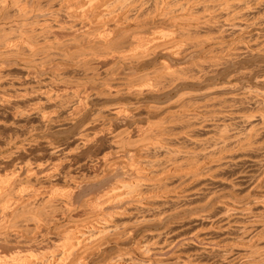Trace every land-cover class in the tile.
I'll use <instances>...</instances> for the list:
<instances>
[{"label": "bare ground", "instance_id": "bare-ground-1", "mask_svg": "<svg viewBox=\"0 0 264 264\" xmlns=\"http://www.w3.org/2000/svg\"><path fill=\"white\" fill-rule=\"evenodd\" d=\"M22 1H24V0H0V86H4L5 84L7 85V83H8L5 80L7 79L8 75L10 74V72H8L10 69H8V71H7L6 70L7 68L5 69V65L7 66L6 63H8L12 60H16V62L17 61L21 62V64L25 67V70H23V71H25L24 73H26L25 76H27V79H29L27 82V79L25 78L27 85H25L24 89H23L24 93H26L28 97L25 96L26 94H24L23 91H22V94L25 96L24 100L26 101L25 102L26 104H27V100H29L31 102L29 104L30 107H28L29 109H27V110L25 109V110H21V112H19V110L21 108L20 107L19 110L17 111V113L19 112L22 115L24 114V116H26V118H27L26 120H28V122L31 121V123H33V121H35L34 119H36L37 122H39V123L41 122L43 125L46 124L47 122H55L56 120H58L60 118V115H61L60 112H63V111H65L64 113H66V111L69 110L70 112H73V114H78L79 112H81L84 105L91 104V103H87L88 100H90V101L93 100V99L91 100L90 96L94 90L92 91V93L87 91L90 87L91 88H97V90L99 92V93L98 92L97 93L101 97L106 98V99H103L104 101L106 100V104L103 108L99 109L98 111H95L96 114H94V113L91 114V115H94V118L91 122L90 121H88L89 123L87 122V125L85 126L84 129L82 128L81 122H80L79 126H81L82 129L78 133L77 141L74 139L75 142H77V144H75L73 147H70L71 144L68 141L67 142L69 143L68 144L69 146H67V144H66V146H65L66 148H63V145L65 143L63 145H61V143L59 144V142H58V144L56 143V141H55L56 144L54 142H52L51 139H49L50 136L52 138V134L51 135L49 134L50 135L49 137L44 135L46 133H44L42 131L44 130L45 126H43L42 124H38L36 122L37 124L33 123L31 126L29 124H27L31 128L30 132L33 133L32 135L35 134L34 135L35 137L32 136L33 138L31 137L32 139L29 140L28 142L18 143V146H15L14 151L9 152L8 154L6 153L5 155H0V248H3V246L6 245V244L5 245L3 244V246H2L1 244L3 242H8L13 237H15L16 239H19L20 241L22 240V242L24 241L28 244V246L26 247V248L29 247L28 251H26V249L23 250L22 247L17 246V249L21 248L20 250H22L23 252L21 251L22 253H19L16 256L13 255L14 257L10 256L11 257V259L9 258L11 261L10 264H91V263L95 264L94 261L98 258L102 259L101 263H99V264H164V263L160 262L161 260H159V258H161V257L155 258V257H153V254L157 250L170 249L174 245V243L171 242L168 246H166L167 248L166 247H164V248L160 247L161 249H156L154 244H156L159 241L158 240L159 237L157 234H156V236L155 235L149 236V234L147 235L145 233V234L141 235V237L139 236L138 238H136L137 235H131V233L136 232V231L132 232L133 227H130V226L132 225L134 227H137L139 224L137 225L134 223H138L142 220L147 219L146 218L147 214H145L144 211L148 212V214L151 213L154 216L158 215L159 217H161V215H165L166 213H168V210H166L167 212H165L164 210L160 209V207H159V206H161V203L158 202L159 201L158 198L160 197L159 195H161V194L165 195V198H163V200L161 199L164 203H167V202L177 203V205L174 206V208L173 207L170 208L172 210L169 209V211H170L169 213H171V212L174 213L175 211H179L181 209L190 208L189 205H191L190 203L192 201L190 203H188L185 201L183 202V200H185L187 197H190L191 194H193V196H194V194L196 195L198 193H201L203 190L200 187L197 190L195 189L196 192H193L192 189H193L194 185L191 186L192 184H190L189 186H182V187H181V185H183L187 181H189V183H192L194 181L196 182V180H197V182H198V178L201 177V179H202V177H204L205 172H207V171H205V168L208 169L209 166L214 165L213 167H215V166L218 167V170L225 168L226 165H228V162L230 161V160L228 161L229 154H226V153L231 148H236L237 150L239 148V150L241 149V150H243V152H245V150H247V152H248L249 149H251V151H253L252 149H254L256 151L257 148L262 150V147L264 146V145L263 146L261 145L262 144L261 139L264 140V138L260 139V137L258 136L259 134L261 135L260 132H263L262 130H264V89L263 88H262L263 89L262 91H258V89L256 87L255 88L257 90L255 88H253L255 90H253V89L251 90L252 87H251V85L248 84L250 86V89H248V91L246 92L247 95L245 96V94H244L245 92H244V90H242L245 87V85H243V88H241V90L243 91L245 98H243L244 96L242 97L240 95L242 93L239 94L240 91L238 92V94L240 96H238V97L236 96L237 98L236 97L233 98L237 92L234 94V93H232L234 91H232V92L230 91L231 94L233 95L232 102L229 101L228 98H230V97H228V96H226V97H228L227 98L228 100H226V98H224V97H223L224 99L223 98H217L218 95L216 96V95L212 94V92H214V91L211 92V89L216 90L217 86H215V87L212 86L214 88H211V89L207 88L211 92V93L208 92L209 94H207L206 88H205L206 89L205 94L198 92V93L202 94L200 96H203V97L196 96V97H200V98H196L195 95H194L195 98L192 97L193 94H191V93H190L191 95L189 94V88H186V90L182 91L186 86L189 85V83L192 84L191 82H195V81L200 80L199 83H197V85H202L203 80L205 78V75L200 74V72H204L203 71L204 68H206V70H207L208 67L211 68V67L218 66L219 64L222 63V60L224 59V57H225V59L226 58L229 59V58L235 56V54H236L237 50L240 48V46L247 44L246 42H248V40H247L246 36H245V38L243 37V38L238 39V41H236V43H234L233 46L231 45L232 46V48H230L231 51L226 52V53L224 52L225 54L223 55L224 56L223 58L213 57L212 56L213 54L214 55L217 54V53L216 54L214 53V50L217 47H212V48L208 49L207 53L204 52L206 54H203V58L197 59V60H194V58H193V61H190V62L184 61L185 63H182V64L178 63L180 65H177V66L175 65L176 62L175 63L173 62L174 64L173 63L172 64L174 66H172V64L170 63L171 61L169 59L172 56V57H177V59L180 58L181 60H183L186 56L188 57V55H189V53H188V55H186L187 53L185 54V52H191L190 51L191 49L193 52L194 51L193 49H196V48L199 49V47L202 48L207 42L213 43L216 39H218L216 41H219V39H221V38H219V37H221L220 35H219V37L216 36L217 35L216 31H218L221 27H219L218 30L214 31L216 34L215 36L213 35L211 37H208L210 34L213 33V32L210 33L211 30H209L210 32H205L209 29V28L207 29V26L209 27L211 22H212L211 17L216 16L218 13L214 15V13L211 12V13H207L205 15L199 16V17L198 16L194 17V16H196L195 14L199 12L198 9L200 6H204L207 9H213V11H214V9H218V10L220 9V10H223L221 12L225 11L226 14H229L230 9L233 8L232 11H234L236 9V7H238V8L242 7L243 5H245L247 3V1H248V3L250 1V3H251L253 0H217V1L215 0L214 2H213V0L212 1L211 0H188V1L185 0L186 2L185 3L182 2L184 4L183 5L181 4L179 9L182 12L186 11V14H184L182 16L177 15L176 17L173 16L172 14H174V13L177 14L178 13L177 11H179V9H178L177 4H176L177 8L174 7V5H173V7L176 10L173 9L172 4L179 3L178 0H175V2H173L174 0L173 1L172 0H152L153 1L152 4H148V3H151L152 1L148 2V0L147 1L145 0L147 3H145L144 5L141 4L142 7H140V9H139V10H141L140 11L141 13L140 12H139L140 14L136 13L138 15L132 14V12L133 11L135 12L136 9L134 10V8L132 7V5H134L133 3L131 6H129L130 3H125V1H127V0H75V1L71 0L72 2H74L73 4L71 2V5L69 4V2H70L69 0H67L66 4L62 3L61 0H47L46 6H42L40 4L38 5V3H35L33 1L31 2V5H29L30 2L27 3L28 0H26L25 3L21 4ZM34 1H36V0H34ZM43 1H45V0H43ZM137 1H135V2H137ZM139 1H141V0H139ZM139 1L137 2V4L139 3ZM254 1H256V0H254ZM123 2L125 3V5ZM127 2H130V0H128ZM191 2H199V3L193 5V4H191ZM40 3H41V1H40ZM140 3L138 4V7L140 6ZM126 4H128V5H126ZM63 5L66 7L65 10H67V13H68L67 15H69L71 17L82 16V17H85L84 20L81 21L80 23H75L72 25H70L68 23L69 26H67L66 25L67 23H66L64 26V24L62 23L63 20L60 19V13H61L60 12V6H63ZM146 5H148L149 7H147ZM44 7H47V8L44 9ZM243 7H245V6H243ZM207 9L205 11H207ZM47 10L51 12V16H50V14H48L49 17H48V15H46ZM63 10H64V7H63ZM34 13H37L36 18L29 19L31 17V15ZM64 13L62 15H64ZM204 13H206V12H204ZM219 13H220V11H219ZM225 13L223 15H225ZM132 15L134 16L133 18L131 17ZM179 15H181V14H179ZM218 15H220V14H218ZM241 15L242 14L240 13V17H241ZM34 16L35 15H33V17ZM69 16H68V18H69ZM234 17L235 16H233V18ZM70 18H69V20H70ZM238 18H239V16H238ZM60 20H61V23L63 25L60 23ZM66 20H67V18H66ZM69 20H67V21H69ZM71 20H73V18ZM132 20L134 21V23H132ZM88 21L89 22L101 21L100 23H102V22L103 23L102 24L98 23L96 25L94 24L95 26H93L91 24L93 27L86 29L85 23ZM107 21H113V27H110L111 23L109 24ZM185 21H187V23L184 24ZM217 21L215 20V22H217ZM166 23L170 24V26L171 25L174 26L173 29H171V30H168V28L166 29ZM131 24H135L136 26H138L140 28L144 27L145 29H146V27H148L149 29L153 27V29H157V30L153 31V29H150L151 32L152 31L153 32L152 33L148 32L150 34L148 35L147 38H146L147 33L145 35L144 34L145 32L144 33L142 32V34H144V36L146 38V39H144L143 42H140V40H141L140 38L143 35L140 34L141 37H139V36L134 35L132 33L135 36L136 40L138 37H139L138 40L139 39L140 40L139 41L134 40L136 43H134V41L133 42L131 41L132 43H134V45H132V46L130 44L129 45H127V44L121 45V43H122L121 41H124L125 37L126 36L128 37V34H130V32H129L130 29L132 30V28H130ZM212 25L210 28H213ZM133 27H134V25H133ZM200 27H206L205 31H203L204 28L202 30V33L204 32L203 36L201 35L202 34L201 32H200L201 34L198 35L199 32H197V31H199L198 29H201ZM192 28H194V29H192ZM196 28H198V29L195 30ZM193 30L195 32H197V34L194 32V34H196L195 36L199 37L201 35V37H203V38H201V39L198 38V41H195L196 42L195 44H194V42L192 43L191 41H187V40H186L187 43L188 42L189 43L188 44L184 43L185 42V39H184L185 36L183 38L184 39V41H183L181 39V35L182 36H183V34L185 35V33L186 32L188 33V31L191 34V31L193 32ZM137 31H138V33L140 32L139 30H137ZM220 31L221 30L218 31V34ZM187 33H186V35H187ZM205 33H210V34L209 35L206 34L208 36L204 37ZM194 34L192 36L193 39L195 37ZM188 35H189V33H188ZM190 36H189V38H190ZM192 37H191V39H192ZM257 37H258V35H257ZM257 37L255 36V38H257ZM189 38L187 37V39H189ZM261 38H262V36H261ZM261 38L259 37L258 39H261ZM195 40H196V37H195ZM125 42H126V40H125ZM128 42L129 41H127V43ZM256 42H258V41L256 40L254 42L257 45ZM260 42L262 43L264 41H260ZM260 42H258V43H260ZM118 43L121 46H119ZM125 46H128L129 49L126 50ZM129 46H131V47H129ZM244 46H246V45H244ZM220 47L221 48H218L219 50L223 49L222 46H220ZM227 47H228V44H227ZM224 48H225V46H224ZM225 50H227V48ZM162 51H164L167 56L164 57V54L163 55L159 54V55H160V57L163 56V57H161V59L164 58L165 60L163 59L164 61H162L158 67L155 65L156 67L154 69L151 68L152 70L146 69L147 71L141 70V72H137V73L131 71L134 74H131L129 72L130 75H121L123 73V71H121V69H119L122 73L118 76H116V73H118L120 71L118 70V72H117V70H115V68L118 69L119 65H118V67H115V68L109 70L108 65H109L111 60H113V62L115 60H118L120 62L122 61L124 63L129 62L131 64V62H132L131 59H134V57L138 58V62L134 60L135 64L134 63H132V64L137 69L141 68V66H143L144 63L142 64V62H141L140 63L141 65H140L139 64L140 59H143L144 57L146 58V57H148V55H150V56H152L153 54L156 55V53L158 54V52H162ZM216 51H217V49H216ZM221 51H220V53L222 54ZM261 51L264 52V46L261 47ZM127 52H128V54H127ZM220 53H218V54H220ZM192 55H194V54H192ZM199 56H201V55H199ZM237 57H238V55H237ZM148 58L146 59V61L148 60ZM149 59H151V58H149ZM153 59L154 58H152V60ZM177 59H175V60H177ZM188 60H191V59H188ZM150 61H148V63ZM186 61H187V59H186ZM181 62H183V61H181ZM136 63H138V64H136ZM148 63L145 62L146 65ZM152 63H153V61H152ZM234 63H236V61ZM117 64H119V63H117ZM122 64L123 63H121L120 66ZM9 65H12V62L10 64L8 63V66ZM127 65H129V64H127ZM15 66H16V64H15ZM231 66H233V65H231ZM121 68H122V66H121ZM127 68H129V67H127ZM210 68H208V69H210ZM5 72H8V74L7 73L5 74ZM69 72L72 73L74 77L69 78V79L68 78L66 79V77H65V79H62L64 81L65 80L69 81L68 82L69 84L68 85L66 84L65 87L61 86V87H64L63 88L64 90L62 89L63 92H60L61 91L60 90L61 89L60 84H62V83H60V84H58V82L56 83L55 79H58V77H60V76L62 77L63 75L67 76V73H69ZM221 72H223V71H221ZM11 73H12V71H11ZM13 73H15V72H13ZM210 74H211V72H210ZM11 75L12 74H10V76ZM214 75H216V74H214ZM228 75H230V74L228 73ZM18 76H20V75H18ZM18 76H17V79H18ZM211 76H213V75H211ZM11 77H13V76H11ZM215 77L216 76H214V78ZM14 78H15V76H14ZM14 78L8 77V81H12L9 79H14ZM97 79H100L99 82L97 81ZM206 79H207V77L205 78V80ZM252 79H254V78H252ZM15 80H16V78H15ZM22 80H21V82H22ZM60 81H61V79H60ZM21 82L18 81L17 84H20ZM11 83L14 85V81ZM234 83H236V82H234ZM244 83H246V82H244ZM10 84H8V85H10ZM15 84H16V82H15ZM179 85L180 86L186 85V86L180 90L179 88H177ZM195 85H196V83H195ZM221 86H224L226 88L229 87L228 84L220 85V87ZM237 86L240 89V86L238 83H237ZM247 86L244 88L245 91L247 89ZM249 86H248V88H249ZM168 87H169V90H167L168 91L167 92L166 89H168ZM170 87H171V90H170ZM208 87H209V85H208ZM233 87H236V86L233 85ZM238 87H237V89H238ZM3 88H5V87H3ZM3 88H1V89H3ZM14 88H15V86H14ZM19 88L21 89L22 87H19ZM164 88H166L164 91L166 93L163 92L164 94H161V96L166 95V98L167 97L169 98L168 100H166L167 101V102H165L166 104L161 103V102L160 103L155 102V101H158L159 99L155 100L154 103H156V104L154 105L153 102H152L153 104L150 103V105H149L150 107H148L147 111L150 112L151 109H154L153 111H157L158 108H163L164 113L169 112L171 114H169L165 118L167 120H158L149 126L147 125L148 129H146L144 132H142L141 135H137L138 137L136 136V139H134V137H133L131 140V137H130L131 134L129 133V135H127V133H126L128 128L127 127H126V129H125V127L122 128V125L125 124L124 122L126 121V117H128L129 112L132 111L131 107L133 106L132 104L135 102H132V104L129 102L127 103L124 101V99L130 98V97H134V98L141 97V98H143L146 96L145 94H148V93H151L150 96H153L152 93L154 90H155V92H156V90H162L163 91ZM176 88L183 93L182 94L180 93L181 95L175 94L177 97H176V99L172 100V97L174 96V95H172V93L175 91ZM9 89H8V91H9ZM231 89L232 88L230 87L229 90H231ZM234 89H236V88H234ZM14 90H13V92H14ZM16 90H15V92H16ZM21 90H19V92ZM187 90H188V92H187ZM222 90L219 92H222ZM4 91H5V89H4ZM10 91L12 92V89ZM180 91H177V92H180ZM194 91H197V90H194ZM225 91H227V90H225ZM1 92L2 91L0 90V93ZM15 92L13 93L14 97L16 96ZM19 92L17 90V93H19ZM3 93L0 96H2L4 98ZM85 93H91V94H85ZM228 93L229 92H227V94ZM22 94H20V96H23ZM155 94H156V97L160 96V95H157L158 94L157 92ZM177 94H179V93H177ZM6 95L7 94H5V97H7ZM8 95L12 96L9 92H8ZM228 95H230V94H228ZM148 96H149V94H148ZM2 97H0V99ZM94 97L95 96H93L92 98H94ZM26 98H29V99L26 100ZM134 98H132V100ZM8 99H9V97L6 100H8ZM19 99L22 100L23 98L22 99L18 98V100ZM148 99H149V97H147L146 101ZM6 100H3L2 102L6 101ZM24 100H23V103H24ZM8 101H10V100H8ZM15 101H16V99H15ZM29 101H28V103H29ZM164 101H165V99L162 100V102H164ZM6 102H4L3 104H5ZM10 102H8V105ZM17 102L19 103L20 101H17ZM17 102H15V104ZM252 102L254 103L255 106H257V107L254 106V109L253 108L250 109V107H249V105L250 106L253 105ZM157 103H159V105L163 104L166 106H163V105L159 106L158 105L159 107H157ZM249 103H251V104H249ZM141 104H143V103H141ZM244 104H249L248 108L245 105L249 113H246L247 110L244 106V108L246 110V112H245L246 114H244V113H243L244 115H240V114L238 115L237 114V116L243 118L242 121L245 122V123H243V124H245V128H243V126H241L242 129L241 128L237 129L238 125L236 126L237 127L236 128L234 126V124H231L232 122L231 123L229 122V123L231 125H233V127L231 125H229L228 123H224V122L221 123L220 122L221 119H223L224 116H226V115L228 117V115H230V114L240 113L239 110H242V109H238V108H240V106L244 105ZM18 105H17V108H18ZM171 105H173L174 107L173 106L169 107ZM0 106H3V105H0ZM10 107H11V105H10ZM24 107H25V105H24ZM85 107L86 106H84V108ZM133 107H135V106H133ZM13 108H15V107H13ZM25 108H27V106ZM80 108H82V109H80ZM191 110H195L196 113H189V111H191ZM69 111H68V113H70ZM145 112H146V110H145ZM145 112H144V114H146ZM64 113H62V114H64ZM135 113H137V112L135 111ZM137 114H139V113H137ZM130 115H131V113H130ZM88 116H90V114ZM133 116H135V115H133ZM20 117H21V115H20ZM64 117H65V115H64ZM136 118H134V119H136ZM130 119H131V117H130ZM78 120L80 121V119H78ZM123 120H125V121H123ZM179 120H183L186 122L185 123L183 122V124L180 125L181 127H178V126L176 127V123L178 122V124H179ZM253 120H256V121H253ZM139 122L140 121H138L137 123H139ZM25 123H26V121H25ZM76 123H78V122H76ZM15 124L16 123H14V125ZM143 124H145V122H143ZM7 125H9V124H7ZM24 125H26V124H24ZM36 125H39L38 126L39 128ZM40 125H41V127H40ZM51 125H53V124H51ZM42 126H43V128H42ZM205 126H211L212 128L213 127L214 128H213V130H212V128L209 129V130H212V132H210V134H207L208 136H206L204 139L197 138L196 141L194 139H192L194 141L193 142L191 140V142H193V145H192V143L191 144L189 143L188 144L189 146L187 145L188 147L185 145L178 146V147H174V146L170 147L169 146L170 142L166 143L170 139V138L167 139L165 136L166 135L165 133H167V132H170L171 134L176 135L181 131H184V132L186 131L189 134V137L191 138L192 131L196 130L197 128L201 129L202 127H205ZM29 127H27L26 129H28ZM25 128H23V129H25ZM50 128H51V126H50ZM207 128H209V127H207ZM29 129H28V131H29ZM154 130H157V132H159V135H157L156 140H155V138L151 137L152 133L155 132ZM47 131H49V130H47ZM138 131H139V129H138ZM141 131H143V130H141ZM141 131H139V132H141ZM20 132H21V130H20ZM25 132H26V130H25ZM129 132H130V130H129ZM15 133L17 136H21V133L19 135L17 132H15ZM31 133H30V135H31ZM48 133H51V132L49 131ZM161 133H162V135H161ZM170 133H168V134H170ZM181 133H183V132H181ZM132 134L135 135L138 133L133 132ZM24 135H23V137H26ZM133 135H131V136H133ZM201 135H202V133H201ZM263 135H264V133H263ZM167 136H169V135H167ZM182 136H180V139L182 138ZM71 137H69V138H71ZM177 137L179 138V136H177ZM257 137L261 141H259L257 139ZM178 138L172 137L173 140L174 139L178 140ZM201 138H203V137H201ZM10 139H12V138H10ZM184 139L186 140V138H184ZM13 140L14 139L9 140V141L13 142ZM103 140H105V141L102 142V145L104 146L103 143L106 144V142H107L108 145L106 144V149H107V147H109V150H111L109 155H106L102 158L93 157V156L91 157L94 160L96 158L99 159L100 164H101V162H105V165L103 164L104 167H102L103 170H101L100 173L98 172L96 175H94L92 173L94 176L89 175L91 177L88 176L89 178H85L86 174L84 176L83 172H81L82 176H80V175L79 176L84 177V178H79V176H78V178L74 177L71 175V174H73V173H71L72 171L71 172L68 171V170H71V168L73 167V166H71V163H72L71 162L69 165L71 168L67 167L69 169L66 172L67 175H68V173H71V174H69L70 176L65 177L63 175V174H65V172L64 173L61 172V173H63L62 175L64 176L62 178H65V179H62V180H64V182H63L64 186L62 184L63 187L60 188V184L58 186L57 185L58 182L56 183L55 181H53L54 179L56 180V178H60V176H61L60 175L61 174L60 168L62 169V167L65 166L64 162H66L68 160L69 161L73 160L75 158V156L77 158V156L79 155L78 154L79 152H81V153L86 152V151L89 152V150L91 148H94V147L96 148V145L98 143H101L100 141H103ZM182 141H183V139H182ZM182 141L180 140L181 143H182ZM70 142H71V140H70ZM259 142H261V143H259ZM8 143H9L8 145H10V142H8ZM263 143H264V141H263ZM173 144H175V143H173ZM178 144H179V142H178ZM190 145H192V146L190 147ZM176 146H177V144H176ZM3 147H6V146L4 145ZM60 147L63 149H60ZM99 147L100 146H98L97 148L99 149ZM2 148H0V149H2ZM25 148H27L26 149L27 151L25 150ZM151 148H154L155 153L152 155L153 157L150 158L151 154L149 155V152H151L150 151ZM109 150H108V152H109ZM92 151L89 152V154L90 153L93 154L94 152L92 153ZM25 152L28 154H25ZM60 152L62 154H60ZM88 152H86V154H88ZM96 152H97V150L95 151V153ZM98 152H99V150H98ZM121 152H122V154H120ZM125 152H127L128 154L127 153L125 154ZM86 154H84V156ZM89 154H88V158L90 157ZM25 155H27V156H25ZM60 155H62L61 156L62 158H60ZM99 156H101V155L99 154ZM262 156H264V154ZM80 157L82 158L83 155H81ZM207 158H211L212 160L210 159L211 162H209V164L205 163L206 166L208 165L207 167L204 165L205 166V168H204V166H203L204 171H205L204 172L202 170L203 174L201 171H198V172L192 171V172L177 174V173H181L182 171H180V172H178V171L182 170V169H187V168L189 169L191 167H197V166L199 167V165H200L199 163L203 162V161L205 162V160ZM80 159H77V160L79 161ZM83 159H86V157ZM81 161H82V159H81ZM84 161H86V160H83V162ZM75 162H77V161H75ZM262 162H264V161H262ZM91 163L95 167L94 164H96V162H91ZM67 164H68V162H67ZM83 165H84V163H83ZM76 166L78 167L80 165H76ZM213 167H209L210 170L214 169ZM95 168H94V170H96ZM75 169L76 168H74V170ZM77 170L78 169H76V171ZM210 170H208L209 173H210ZM64 171H66V168L64 169ZM214 171H216V170H214ZM79 172H80V170H79ZM89 172H91V171H89ZM93 172H95V171H93ZM96 172H97V170H96ZM220 173L221 172H219V174ZM212 175H217V174L215 172V174L212 173ZM262 175H264V172ZM212 177H214V176H212ZM105 178H107V180H105V181H108L110 185L107 186V182L101 181V183L105 182L106 185L104 183H102V184H100L101 185L100 187H103V186L104 187H106V186L110 187L109 189L107 188L108 190L106 189L107 191L101 190V188L98 186L99 185L98 184L95 187L96 188L98 187L101 190V193H103V194L99 195L101 193H99V191H98V193H99L98 194L95 191L94 192L95 194L93 193L92 195L83 199L84 197L81 195L84 193V189L86 186L89 188L88 185L93 184V183L97 182L98 180L105 179ZM205 178L207 179V177H205ZM205 178L202 180H205ZM175 179L178 180L179 182L178 183L175 182L176 184L172 185L174 183H171V181H173V180L175 181ZM208 180L209 179H207V181ZM259 180H260V176L258 178V181ZM222 181L223 180H221V182ZM204 182L206 183V181H204ZM209 183H211V182H209ZM228 184H231V182ZM235 184L236 183L234 182V185L232 186L233 188H234ZM201 185L202 184H200L199 186H201ZM258 187H260V186H258ZM98 188H97V190H99ZM262 188L263 187H261L260 189H262ZM177 189L178 190L181 189L182 192H180L179 194H174L175 191H178ZM235 189H236V187H235ZM260 189H258V190H260ZM217 194L219 195V193L216 191H212V193L210 191V194L208 195V197L206 198V196H207L206 195L204 197V199L206 198V199L210 200L213 196L215 197V195H217ZM227 197H229V196H227ZM187 201H188V199H187ZM254 202H255L256 206H260V207L263 206L264 207V199L255 200ZM204 203L202 202L203 205H204ZM222 203L226 206L232 204L231 201L229 200V198H226V197L223 198ZM203 205H201V206H203ZM256 206H254V207H256ZM83 208L91 209L93 213L88 212L86 214L85 212H82V213H85L83 215L80 212L82 215L79 213L80 216L77 215V217H75V219H73L72 221H68L69 223L67 222L68 224L71 225L70 231H68V229H67L68 227H67L66 228L67 230L64 229L66 231L63 230V232H65V233L62 235H59L60 237L58 236L59 239H56L53 237L56 240V241L53 240L55 242L51 241V244H48V242H46L48 240L47 236H48V234H50L49 230L51 228L49 229V227H50V225H52L51 223H53L54 221L57 220V216L59 218L60 217L59 215L63 216V214H65L67 212H71V215H73L72 211H74V212H77L76 210L83 211ZM94 208H95V210L97 209L95 211L96 213L94 212ZM223 209H225V208H223ZM246 210H247V212L252 211L251 208H248ZM232 211H231V209H228V210H226V212L225 211L224 212L226 215V213L228 214V212L231 214ZM74 214H76V213H74ZM125 215H127V217H128V215L129 216L130 215H135V216L139 215V217L136 218L137 220L134 221V223L132 222L133 221L132 220L131 221L132 223L131 224L129 223L130 225H128L127 223H126L127 225H125V224L122 225L123 222L120 223L119 222L120 220L118 221V219L121 218L122 216H125ZM68 216L71 217L70 214H68ZM73 216H76V215H73ZM63 217H62V219H63ZM127 217H125V218L127 219ZM159 217H157V218H159ZM123 218L124 217H122L121 220H123ZM140 218L142 220H139ZM154 219H152V220H154ZM256 219H257V221L262 222L261 225H262V228H264V215H261V216L257 217ZM70 220H71V218H70ZM158 220L159 219H157L156 221H158ZM254 220H255V218H254ZM229 222L230 221L222 222V221L218 220V223H216L217 226L213 222L212 223H213V225H215L217 227L218 230H220V232H224L227 229V227H228L227 224L229 225ZM155 223L158 225L157 222H155ZM68 224H66L65 226H67ZM142 224L145 226L144 223H142ZM139 227H141V226H139ZM121 228H122V230H121ZM60 229H58L59 232L62 231V230L60 231ZM58 230L56 229V232ZM108 234H110V235H108ZM16 239H15V243H16ZM178 239H179V237H178ZM127 243H133L134 244L133 246L135 248L133 247L134 249L132 252H129V251H131V250H128L129 246L127 247L128 249H126L128 251L123 249V250H125V252L122 251L123 253L120 252L121 254L117 250H116L117 251L116 255H115L114 251H111V249L113 250V249L118 248V247L111 248V244H114V246L115 245L119 246V248H120V247H123L124 245H126ZM10 246L12 247V245H10ZM13 246L16 247V245H13ZM20 246H22V245H20ZM11 247H5L4 249H2V251L6 250L7 248H10L8 250L11 252V249L13 248V247L12 248ZM15 247H14V249H16ZM254 248H255V246H254ZM51 249H54V250H51ZM55 249H57V250H55ZM20 250H19V252H20ZM58 250L60 252H56ZM180 250H181V248H180ZM109 251H111L112 253L114 252V256L110 255ZM178 251H177V253H178ZM251 251L252 250H250V253H251ZM254 251H255L254 252L255 254H253L251 256L248 255V253H247L248 257L247 256L246 257H244V256L240 257V255H242L241 253L235 254L233 252L232 255H229V257H226V259L228 261L227 264H240L246 260L247 261L252 260V261H256V262L257 261H263L264 260V240L262 242L260 241V243H258L256 245V248ZM1 252H0V257H1ZM180 253L182 254V252H180ZM4 255H3V257L6 259V254H4ZM175 255L174 256L176 258L180 256V255L176 254V251H175ZM191 256H192V254H191ZM7 257H8V254H7ZM1 259H3V258H1ZM166 259H168V258H166ZM182 260H180V261H182ZM185 261L186 260H184L183 262H185ZM187 261H188V258H187ZM214 261H215V259H214ZM0 262H3L0 264H8L7 263L8 261L4 262L1 260ZM164 262H165V260H164ZM202 264H203V262H202ZM215 264H216V262H215Z\"/></svg>", "mask_w": 264, "mask_h": 264}, {"label": "rangeland", "instance_id": "rangeland-1", "mask_svg": "<svg viewBox=\"0 0 264 264\" xmlns=\"http://www.w3.org/2000/svg\"><path fill=\"white\" fill-rule=\"evenodd\" d=\"M35 2V3H38V5L40 4V5H42V6H46L47 5V0H45V1H43V0H36V1H34V0H28L27 1V3L28 2H30L29 3V5H31V2ZM40 1H41V3H40ZM64 1V2H63ZM70 2H69V4L71 5V2L73 1H71V0H69ZM75 1V0H74ZM128 1V0H127ZM127 1H125V3H130L129 4V6H131L132 5V3L134 4V5H132V7L134 8V10H135V12L133 13L132 12V14H134V15H138V14H140L141 12V10H139L140 9V7H142L141 6V4H145V3H147L145 0H141V1H139V3H140V6L138 7V4H137V0H130V2H127ZM134 1V2H133ZM135 1H137V2H135ZM143 1V2H142ZM151 2L152 0H148V2ZM173 1V0H172ZM181 1V2H180ZM186 1H188V0H186ZM185 0H178V2L179 3H175V4H172V7H173V5H174V7H176L177 8V6H178V9H179V7L181 6V4L183 5L185 2H186ZM212 1V0H211ZM215 0H213V2H214ZM217 1V0H216ZM26 2V0H24V1H22V3L21 4H23V3H25ZM61 2L62 3H64V4H66L67 3V0H61ZM60 2V3H61ZM173 2H175V0L173 1ZM172 2V3H173ZM177 2V1H176ZM182 2H184V3H182ZM253 2V3H252ZM251 3H250V1H249V3H248V1H247V3L245 4V5H243V6H245V7H236V9L234 10V11H232L233 10V8L232 9H230V13L229 14H226L225 13V11L224 12H221V11H223V10H218V9H214V11H213V9H207V8H205L204 6H200L199 7V9H198V13H196L195 15L196 16H194V17H199V16H202V15H205V14H207V13H214V15L215 14H220V15H216V16H213V17H211L212 18V22H211V24H210V26L208 27L207 26V31H205L206 30V27H200L201 29H198V28H196L195 30H199V31H197V32H199L198 33V35L199 34H201L202 33V30H203V28H204V30L203 31H205V32H210L209 30H211V32L210 33H212V34H210V33H205V35H204V37L205 36H208L209 34V36L208 37H211V36H215L216 34H215V32L214 31H216V30H218L219 29V27H221L219 30H221L220 32H219V34H218V31H216L217 32V35L216 36H218L219 37V35L221 36V37H219V38H221V39H219V41H216V40H218V39H216L213 43L211 42V43H209V42H207L202 48H200L199 47V49H193L194 51L192 52V49L190 50L191 52H185V54L186 55H188V53H189V55H188V57L186 56L183 60H181L180 58H178L177 59V57H172L171 56V58L169 59L170 61V63L172 64L173 62L175 63V65L177 66V65H180V64H182V63H185V62H190V61H193V58H194V60H197V59H201V58H203V54H206L207 52H208V49H210V48H212V47H217L216 49H217V51H216V49L214 50V53L216 54H218V53H220V51L222 52V54L220 53V54H216V55H212L213 57H217V58H223L224 56V54L226 53V52H229V51H231V49L230 48H232V46L234 45V43H236V41H238V39H240V38H245V36H246V38H247V40H248V42H246L247 44H244V45H246V46H244V45H242V46H240V50L238 49L237 50V52H236V54L238 55V57H237V55L235 54V56H233V57H231V58H226L225 59V57H224V59L222 60V63L221 64H219L218 66H215V67H208V68H210V69H208L207 68V70H206V68H204V72H200V74H203V75H205V78L207 77V79L205 80V78H204V80H203V84L202 85H197V83H199V81H195V82H191L192 84H190L189 83V85L188 86H178L177 88H179L180 90L181 89H183L184 87V89L182 90V91H184V90H186V88H189V94L191 93V94H193L192 95V97H194V95H195V97L196 96H200V95H202V94H205V90L208 88H214L215 86H217L216 88V90H212L211 89V92L212 91H214V92H212V94H214V95H218L217 96V98H226V100H228L229 99V101L230 102H232V100H233V98H235L236 96L238 97V96H244V94H245V96L247 95V91H248V89H250V86L249 85H251V90L253 89V88H257L258 89V91H262L263 89H264V52H262L261 51V47L262 46H264V42H260V41H264L263 39H264V0H256V1H252ZM74 2H72V4H73ZM124 3V2H123ZM122 3V4H123ZM125 3H124V5H125ZM153 3V1L151 2V3H148V4H152ZM199 2H191V4H193V5H195V4H198ZM33 4V3H32ZM176 4H177V6H176ZM248 4V5H247ZM252 4V5H251ZM126 5H128V4H126ZM147 7H149L148 5H146ZM248 6V7H247ZM63 7H64V10H63ZM173 7V9H175ZM45 8H47V7H44V9ZM65 6L63 5V6H60V19H62L63 20V24H64V26H65V24L67 25V26H69V24L70 25H72V24H75V23H80L81 21H83L84 20V18L85 17H82V16H77V17H71V16H69V15H67L68 13H67V10H65ZM138 8V9H137ZM146 8V7H145ZM144 8V9H145ZM62 9V10H61ZM177 9V10H178ZM207 9V11H205ZM138 10V11H137ZM176 10V9H175ZM212 10V11H211ZM216 10V11H215ZM218 10V11H217ZM63 11V12H62ZM181 13H180V12ZM179 11H177L176 13L177 14H172L173 16H182V15H184V14H186V11H181L180 9H179ZM201 11V12H200ZM203 11V12H202ZM219 11H220V13H219ZM232 11V12H231ZM65 12V13H64ZM140 12V13H139ZM204 12H206V13H204ZM236 12V13H235ZM239 12V13H238ZM64 13V15H62ZM136 13H138V14H136ZM183 13V14H182ZM225 13V15H223ZM240 13L242 14L241 15V17H240ZM48 14H50V16H51V12L50 11H48L47 10V12H46V15H48ZM179 14H181V15H179ZM245 14V15H244ZM33 15H35L34 17H33ZM212 15V14H211ZM223 15V16H222ZM239 16V18H238V16ZM36 16H37V13H34V14H32L31 15V17L29 18V19H33V18H36ZM68 16H69V18H70V20H69V18H68ZM233 16H235L234 18H233ZM245 16V17H244ZM48 17H49V15H48ZM132 18L134 17L133 15L131 16ZM233 19H232V18ZM65 18V19H64ZM66 18H67V20H69V21H67L66 20ZM73 18V20H71ZM231 18V19H230ZM113 19V18H112ZM65 20V21H64ZM75 20V21H74ZM214 20V21H213ZM215 20L217 21V22H215ZM67 21V22H66ZM86 21V20H85ZM74 22V23H73ZM101 21H99V22H86L85 23V28L86 29H89V28H91V27H93V26H95L96 24H102V23H100ZM109 24L111 23V25H110V27H113V21H107ZM233 22V23H232ZM60 23H61V20H60ZM61 23V24H62ZM69 23V24H68ZM132 23H134V21L132 20ZM185 23H187V21H185L184 22V24ZM216 25H215V24ZM62 24V25H63ZM88 24V25H87ZM93 26H92V25ZM95 24V25H94ZM214 26H213V25ZM133 25H134V27H133ZM211 25H212V27L213 28H210L211 27ZM172 26V25H171ZM170 26V24H168V23H166V29L168 28V30H171V29H173V27L174 26H172L171 27ZM130 28H132V30L130 29V34H128V37L126 36L125 37V40H126V42H125V40L124 41H121L122 43H121V45H123V44H127V45H134V43H136L135 41H139L140 39L142 40H140V42H143L144 41V39H146L147 37H148V35L150 34V33H148V32H151V30L150 29H153V27L152 28H148V27H146V29L143 27H138V26H136L135 24H131V27ZM134 28V29H133ZM139 30L140 32L138 33V31L137 30ZM192 29H194V28H192ZM155 30H157V29H153V31H155ZM201 30V31H200ZM225 30V31H224ZM152 31V32H153ZM142 32L146 35V33H147V35H146V38H145V36H144V34H142ZM151 32V33H152ZM194 30H193V32L191 31V34H190V32L188 31V33H189V35H188V33H187V35H186V33H185V35L183 34V36L181 35V39L184 41V39H185V42L184 43H187V41H191L192 43L194 42V44L196 43L195 41H198V38L199 39H201V38H203V37H201V35L203 36V33L199 36V37H197V36H195L196 34H197V32H195L196 34H194ZM201 32V33H200ZM225 32V33H224ZM137 35V36H139V37H141V35H143L139 40H138V38H137V40L135 39V36L133 35ZM136 33V34H135ZM141 34V35H140ZM193 34H194V36L196 37V40H195V37H194V39H193ZM206 34H208V35H206ZM224 34V35H223ZM191 35V36H190ZM257 35H258V37H257ZM260 35V36H259ZM134 38H133V37ZM136 36V37H137ZM184 36H185V38H184ZM189 36H190V38H189ZM255 36L257 37V38H255ZM261 36H262V38H261ZM187 37L189 38V39H187ZM191 37H192V39H191ZM253 39H252V38ZM261 38V39H258V38ZM184 38V39H183ZM128 39V40H127ZM251 39V40H250ZM255 39V40H254ZM135 40V41H134ZM187 40V41H186ZM258 41V42H260V43H258V42H256L257 43V45L254 43L255 41ZM260 40V41H259ZM127 41H129L128 43H127ZM134 41V43H132V42ZM190 42V43H191ZM132 43V44H131ZM189 43V42H188ZM187 43V44H188ZM231 43V44H230ZM254 43V44H253ZM227 44H228V47H227ZM230 44V45H229ZM118 45H119V43H118ZM121 45H119V46H121ZM232 45V46H231ZM131 46H129V47H131ZM220 46H222V48L223 49H218V48H221ZM224 46H225V48H224ZM207 47V48H206ZM260 47V48H259ZM125 48H126V50L127 49H129L128 48V46H125ZM227 48V50H225ZM204 49V50H203ZM203 51V52H202ZM129 52V51H128ZM128 52H127V54H128ZM150 52V51H149ZM163 52V53H162ZM162 52H158V54L156 53V55L155 54H153L152 56H150V55H148V57L149 58H151V59H149L148 57H144L143 59H140L139 60V64L142 62V64H143V66H141V68H136L132 63H134V60L135 61H137L138 62V58H135L134 57V59H131L132 60V62H131V64L128 62H120V61H118V60H115L114 62H113V60H111L110 61V63H109V70L110 69H113V68H115V67H118V65H119V67H118V69L117 68H115V70H117V72H118V70L119 69H121V71H123V73L120 71V72H118V73H116V76H118V75H120L121 73V75H130V73L131 74H134L133 72H141V70L142 71H147V70H152V69H154L156 66L158 67L160 64H161V62L162 61H164L163 59H161V57H163V56H161L160 57V55H163L164 54V57H166L167 55L165 54V52L164 51H162ZM204 52H206V53H204ZM225 52V53H224ZM162 53V54H161ZM191 53V54H190ZM241 53V54H240ZM160 54V55H159ZM192 54H194V55H192ZM199 55H201V56H199ZM211 56V57H212ZM156 57V58H155ZM237 57V58H236ZM148 58V60L146 61V59ZM152 58H154L153 60H152ZM233 58V59H232ZM236 58V59H235ZM175 59H177V60H175ZM186 59H187V61H186ZM188 59H191V60H188ZM232 59V60H231ZM151 60V61H150ZM225 60V61H224ZM146 63H148V61H150L147 65L145 64V62ZM152 61H153V63H152ZM181 61H183V62H181ZM185 61V62H184ZM236 61V63H234ZM12 62V65H9L8 66V63L10 64ZM232 62V63H231ZM8 63H6L7 64V66L5 65V69L8 71V69H12L11 71H12V73H11V71L9 70L8 72H10V74H12L11 76H13V77H11L10 76V74L8 75V77L9 78H14V76H15V78H16V80H15V78L14 79H9V80H12V81H8V77H7V79L5 80V81H7L6 83H7V85L8 84H10L11 82H13L14 81V85L11 83L10 85H4V86H0V90L2 91L1 93H0V95H2V93L4 92H6L5 94H7L6 96L7 97H5V94L3 93V96H4V98L2 97V96H0V97H2L1 99H0V105H3V106H0V148H2L4 145L6 146V147H3L2 149H0V155H5L6 153L8 154L9 152H12V151H14V148H15V146H18V143H22V142H28L29 140H31L33 137L32 136H34V135H32L33 133H31L30 132V130H31V128L29 127V125L31 126L33 123H35V124H42L41 122L39 123V122H37V120L36 119H34L35 121H33V123H31V121H29L28 122V120H26L27 118H26V116H24V114L22 115L21 113H19V112H21V110H27V109H29L28 107H30L29 106V104L31 103L29 100H27V99H29V98H26V100H27V104L25 103L26 101L24 100L25 99V96L26 97H28L27 96V94L26 93H24V91H23V89H24V86L25 85H27L26 83L28 82V80L29 79H27V76H25L26 75V73H24L25 71H23V70H25V67L21 64V62L20 61H17L16 62V60H12V61H10V62H8ZM113 63V64H112ZM115 63V64H114ZM117 63H119V64H117ZM121 63H123L121 66H122V68H121V66H120V64ZM129 64V65H127V64ZM173 63V64H174ZM178 63H180V64H178ZM15 64H16V66H15ZM112 64V65H111ZM135 64V63H134ZM136 64H138V63H136ZM172 64V66H174ZM111 65V66H110ZM141 65V64H140ZM156 65V66H155ZM231 65H233V66H231ZM12 66V67H11ZM20 66V67H19ZM231 66V67H230ZM24 67V68H23ZM124 67V68H123ZM127 67H129V68H127ZM228 67V68H227ZM127 68V69H126ZM152 68V69H151ZM147 69V70H146ZM212 69V70H211ZM140 70V71H139ZM217 70V71H216ZM131 71H133V72H131ZM207 71V72H206ZM211 72V74H210V72ZM220 71V72H219ZM221 71H223V72H221ZM8 72H5V74L7 73L8 74ZM13 72H15V73H13ZM23 75H21L20 73ZM130 72V73H129ZM197 72V71H196ZM207 74H206V73ZM129 73V74H128ZM205 73V74H204ZM209 73V74H208ZM228 73L230 74V75H228ZM14 74V75H13ZM214 74H216V75H214ZM227 74V75H226ZM18 75H20V76H18V79H17V76ZM72 75V76H71ZM211 75H213V76H211ZM242 75V76H241ZM254 75V76H253ZM262 75V76H261ZM69 76V77H68ZM104 76V75H103ZM211 76V77H210ZM214 76H216L215 78H214ZM227 76V77H226ZM245 76V77H244ZM21 77V78H20ZM64 77V78H63ZM65 77H66V79L68 78H73L74 76H73V74L72 73H67V76H65V75H63L62 77L60 76V77H58V79H55V81H56V83L58 82V84H60V83H62V84H60V92H63L62 91V89L66 86V84L68 85L69 83V81H64V80H62V79H65ZM101 77V76H100ZM209 77V78H208ZM226 77V78H225ZM240 77V78H239ZM250 77V78H249ZM25 78L27 79V82H26V80H25ZM223 78V79H222ZM229 78V79H228ZM252 78H254V79H252ZM22 80V82H21V80ZM60 79H61V81H60ZM99 80L100 79H97V81L99 82ZM222 80V81H221ZM257 80V81H256ZM18 81L19 82H21L20 84H17L18 83ZM25 81V82H24ZM242 81V82H241ZM253 81V82H252ZM262 81V82H261ZM10 82V83H9ZM15 82H16V84H15ZM202 82V81H201ZM234 82H236V83H234ZM244 82H246V83H244ZM257 82V83H256ZM25 83V84H24ZM195 83H196V85H195ZM209 83V84H208ZM215 83V84H214ZM234 83V84H233ZM237 83L239 84V86H240V89H239V87L237 86ZM22 84V85H21ZM71 84V83H70ZM209 85V87H208V85ZM225 84H228L229 85V87H224V86H221L220 87V85H225ZM249 84V85H248ZM254 84V85H253ZM13 85V86H12ZM233 85H235L236 87H233ZM243 85H245V87L248 85L249 86V88H248V86H247V89H246V91H245V87L243 88ZM10 86V87H9ZM14 86H15V88L18 90V92H19V90H21L19 93L20 94H22V91H23V93L24 94H26L24 97L23 96H20V94L19 93H17V90L14 88ZM61 86H64V87H61ZM212 86H214V87H212ZM219 86V87H218ZM242 86V87H241ZM3 87H5V88H3ZM16 90V92H15V90L13 89V88ZM19 87H22L21 89L19 88ZM182 87V88H181ZM230 87L232 88L231 90H229L230 89ZM237 87H238V89H237ZM1 88H3V89H1ZM7 88V89H6ZM10 88V89H9ZM175 89V91L172 93V95H174L173 97H172V100L173 99H176V95H181L183 92H181L180 90H178V89ZM192 88V89H191ZM206 88V89H205ZM221 88V89H220ZM226 88V89H225ZM229 88V89H228ZM234 88H236V89H234ZM241 88H243L242 90H244V94H243V91L241 90ZM255 88V89H256ZM261 88V89H260ZM263 88V89H262ZM4 89H5V91H4ZM8 89H9V91H8ZM12 89V92L10 91ZM69 89V88H68ZM165 89L166 88H164V90L162 91V90H156V92L158 93L157 95H160V96H157L156 97V92H155V90L153 91V96H150L151 95V93H148L149 94V96H148V94H145L146 96L145 97H143V98H141V97H136V98H134V97H130V98H126V99H124V101L125 102H129V103H131L132 104V102H135V103H133L132 105L133 106H135V107H133L131 104V112H129V114H128V117H126V121L125 120H123V121H125L124 123L125 124H123L122 125V128H124L125 127V129H126V127L128 128L127 129V135H129V133L131 134V135H133L132 133L133 132H135V133H138V134H135V135H133V136H131L130 135V137H131V140H132V138L134 137V139H136V136L137 135H141V133L142 132H144L146 129H148V126L149 125H151L152 123H154V122H156V121H158V120H167V119H165L169 114H171V113H169V112H165L164 113V109L163 108H158V110L157 111H153L154 109H151L150 110V112H148L147 110H148V107H150L149 105H150V103H154V101L155 100H158V101H155V102H161V103H164V104H166L165 102H167L166 100H168L169 98L167 97L166 98V95H162L161 96V94H164V93H166V92H164L165 91ZM207 89V90H208ZM223 89V90H222ZM255 89H253V90H255ZM256 89V90H257ZM260 89V90H259ZM13 90H14V92L16 93L15 95V97H14V95H13ZM64 90V89H63ZM66 90V89H65ZM91 90V91H90ZM94 90V91H93ZM167 90H169V87H168V89H166V91ZM170 90H171V87H170ZM193 90V91H192ZM194 90H197V91H194ZM206 90V92H207V94H209V93H211L210 92V90H208L207 91ZM222 90V92H219V91H221ZM225 90H227V91H225ZM229 90V91H228ZM88 92H91L92 93V91H93V93L91 94V93H85V94H91V96H90V98H91V100L92 101H90V100H88V102L87 103H91V104H87V105H84V106H86L85 108H84V106H83V109L82 108H80V109H82L81 110V112H79L78 114H73V112H70L69 110V112L71 113H68V111H66V113H64L65 111H63V112H60V118L58 119V120H56L55 122H47L46 124H42L43 126H45V128H44V130L42 131V132H44V133H46V134H44V135H46V136H50L51 134H52V138H51V136H50V138L49 139H51V141L52 142H54L55 143V141H56V143L58 144V142H59V144L61 143V145H63L64 143V145H63V148H66L65 146H66V144H67V146H69L68 144L70 143L71 145H70V147H73L75 144H77V142H75V140L77 141V138H78V133H79V131H81V129L83 128H85V126L87 125V122L88 121H92L93 120V118H94V115H91L92 113H94V114H96L95 113V111H98L99 109H101V108H103L104 106H105V104H106V100L104 101L103 99H106V98H103V97H101L98 93V90H97V88H89L88 90H87ZM177 91H180V92H177ZM232 91H234V92H232V93H236V95H234V97H233V95L231 94V92ZM240 91V92H239ZM242 91V92H241ZM8 92L12 95V96H10V95H8ZM98 92V93H97ZM164 92V93H163ZM168 92V91H167ZM187 92H188V90H187ZM198 92H200V93H202V94H200V93H198ZM209 92V93H208ZM226 92V93H225ZM227 92H229L228 94H230V95H228L227 94ZM238 92H239V94L240 93H242V94H238ZM97 93V94H96ZM177 93H179V94H177ZM181 93V94H180ZM217 93V94H216ZM222 93V94H221ZM19 94V95H18ZM155 94V95H154ZM176 94V95H175ZM187 94V93H186ZM188 94V95H189ZM190 94V95H191ZM198 94V95H197ZM227 94V95H226ZM187 95V96H188ZM93 96H95L94 98H92ZM101 98H100V97ZM221 96V97H220ZM226 96H228V97H230V98H228V97H226ZM245 96L243 97V98H245ZM9 97V99L8 100H10V101H8V100H6L7 98ZM13 97V98H12ZM147 97H149V101L147 100L146 101V99H147ZM153 97V98H152ZM165 97V98H164ZM194 97V98H195ZM200 97H203V96H200ZM200 97H196V98H200ZM233 97V98H232ZM236 97V98H237ZM18 98H23L22 100H18ZM89 98V99H90ZM98 98V99H97ZM132 98H134L133 100H132ZM141 98V99H140ZM152 98V99H151ZM223 98V99H224ZM228 98V99H227ZM15 99H16V101H15ZM101 99V100H100ZM129 99V100H128ZM165 99V101L164 102H162V100H164ZM249 99V98H248ZM3 100H6V101H4V102H6L5 104H3L4 102H2ZM23 100H24V103H23ZM142 100V101H141ZM152 100V101H151ZM17 101H20L19 103L17 102ZM28 101H29V103H28ZM90 101V102H89ZM246 101V100H245ZM2 102V103H1ZM8 102H10L9 103V105H8ZM15 102H17L16 104H15ZM98 102V103H97ZM141 103H143V104H141ZM148 103V104H147ZM152 103V104H153ZM159 103H157V107H159L160 105H159ZM246 103V102H245ZM13 104V105H12ZM19 104V105H18ZM151 104V105H152ZM156 103H154V105H155ZM249 104H251V103H249ZM249 104H244V105H241L240 106V108H238V109H242V110H239V112L240 113H234V114H230V115H228V117H227V115L226 116H224V120L223 119H221V123H228L229 125H231V124H234V126L236 127L237 125H238V128L237 129H242V127L241 126H243V128H245V124H243V123H245L244 121H242L243 120V118H241V117H239V116H237V114L239 115H244V114H246V113H249L248 112V110H247V108H248V105ZM252 104L253 105H249V107H250V109H254V103L252 102ZM10 105H11V107H10ZM17 105H18V108H17ZM24 105H25V107L27 106V108H25L24 107ZM159 105V106H158ZM163 105V104H162ZM161 105V106H162ZM247 106V108H246V106ZM163 106H166V105H163ZM173 105H171V106H169V107H172ZM244 106H245V108H246V110H247V112H246V110H245V108H244ZM2 107V108H1ZM13 107H15V108H13ZM21 107V108H20ZM174 107V106H173ZM239 107V106H238ZM255 107H257V106H255ZM17 108V109H16ZM19 108H20V110H19ZM135 108V109H134ZM137 108V109H136ZM141 108V109H140ZM134 109V110H133ZM166 109V108H165ZM249 109V110H250ZM19 110V112L17 113V111ZM140 110V111H139ZM145 110H146V112H145ZM80 111V110H79ZM92 111V112H91ZM135 111L137 112V113H139V114H137V113H135ZM143 111V112H142ZM153 111V112H152ZM242 111V112H241ZM144 112L146 113V114H144ZM246 112V113H245ZM62 113H64V114H62ZM130 113H131V115H130ZM143 113V114H142ZM189 113H196L195 112V110H191V111H189ZM244 113V114H243ZM21 115V117H20V115ZM70 116H69V115ZM83 114V115H82ZM85 114V115H84ZM90 114V116H88ZM163 114V115H162ZM64 115H65V117H64ZM68 117H67V116ZM133 115H135V116H133ZM156 115V116H155ZM162 115V116H161ZM232 115V116H231ZM62 116V117H61ZM77 116V117H76ZM140 116V117H139ZM158 116V117H157ZM235 116V117H234ZM84 117V118H83ZM130 117H131V119H130ZM137 117V118H136ZM152 117V118H151ZM227 117V118H226ZM238 117V118H237ZM82 118V119H81ZM88 118V119H87ZM129 118V119H128ZM134 118H136V119H134ZM160 118V119H159ZM229 118V119H228ZM241 118V119H240ZM78 119H80V121L78 120ZM87 121H86V120ZM139 119V120H138ZM226 119V120H225ZM78 120V121H77ZM147 120V121H146ZM151 120V121H150ZM223 120V121H222ZM230 120V121H229ZM25 121H26V123H25ZM122 121V122H123ZM138 121H140L139 123H137ZM253 121H256V120H253ZM28 122V123H27ZM37 122V123H36ZM76 122H78V123H76ZM80 122H81V126H82V128H81V126H79L80 125ZM136 122V123H135ZM143 122H145V124H143ZM183 122L185 123L186 121H183V120H179V124H178V122L176 123V127L178 126V127H181L180 125L181 124H183ZM219 122V121H218ZM231 124H230V123ZM236 122V123H235ZM11 123V124H10ZM13 123V124H12ZM14 123H16L15 125H14ZM26 124V125H24V124ZM89 123V122H88ZM127 123V124H126ZM147 123V124H146ZM7 124H9V125H7ZM27 124H29V125H27ZM51 124H53V125H51ZM56 124V125H55ZM142 124V125H141ZM167 124V123H166ZM14 125V126H13ZM22 127H21V126ZM128 125V126H127ZM130 125V126H129ZM141 125V126H140ZM148 125V126H147ZM9 126V127H8ZM19 126V127H18ZM27 126V127H29L28 129H29V131H28V129H26L25 127ZM37 127L39 126V125H36ZM43 126H42V128H43ZM50 126H51V128H50ZM77 126V127H76ZM84 126V127H83ZM232 127H233V125H231ZM240 126V127H239ZM40 127H41V125H40ZM145 129H144V128ZM207 127H209V128H207ZM21 128V129H20ZM23 128H25V129H23ZM39 128V127H38ZM50 128V129H49ZM132 128V129H131ZM137 128V129H136ZM203 128V129H202ZM201 129H199V128H197L196 130H194V131H192V133H191V138L189 137V134L185 131H181V132H183V133H181V132H179L178 134H176V135H174V134H171L170 132H167V133H165L166 135V138L167 139H169V141L168 142H166V143H169L170 145V147L172 146H174V147H178V146H183V145H185V146H187L189 143L191 144L192 143V145H193V140L192 139H194L195 141L197 140V138H199V139H204L206 136H208L207 134H210V132H212V130H213V128L211 127V126H205V127H202ZM212 128V130H209V129H211ZM138 129H139V131H141V130H143V131H141V132H139L138 131ZM20 130H21V132H20ZM24 130V131H23ZM25 130H26V132H25ZM47 130H49L51 133H48L49 131H47ZM76 130V131H75ZM129 130H130V132H129ZM135 130V131H134ZM200 132H199V131ZM41 131V130H40ZM138 131V132H137ZM155 131V132H154ZM153 132L154 133H152V136L151 137H153V138H155V140H156V138H157V135H159V132H157V130H154ZM160 131V130H159ZM263 132H260L261 133V135L259 134L258 136L260 137V139L261 138H264V135H263V133H264V130H262ZM15 132H17L18 133V135L21 133V136H17L16 135V133ZM23 132V133H22ZM29 132V133H28ZM132 132V133H131ZM26 133V134H25ZM30 133H31V135H30ZM168 133H170V134H168ZM194 133V134H193ZM201 133H202V135H201ZM205 135H204V134ZM25 134V135H24ZM50 134V135H49ZM181 134V135H180ZM23 135L24 136H26V137H23ZM77 135V136H76ZM161 135H162V133H161ZM167 135H169V136H167ZM183 135V136H182ZM196 135V136H195ZM198 135V136H197ZM200 135V136H199ZM72 136V137H71ZM177 136H179V138L177 137ZM180 136H182V138L180 139ZM263 136V137H262ZM32 137V138H31ZM35 137V136H34ZM69 137H71V138H69ZM75 137V138H74ZM129 137V136H128ZM138 137V136H137ZM172 137L174 138V137H176V138H178V140L177 139H172ZM201 137H203V138H201ZM7 138V139H6ZM10 138H12V139H14L13 140V142H11V141H9V140H12V139H10ZM28 138V139H27ZM30 138V139H29ZM73 138V139H72ZM184 138H186V140L184 139ZM19 139V140H18ZM54 139V140H53ZM75 139V140H74ZM133 139V140H134ZM182 141V139H183V141H182V143L180 142V140ZM257 139L259 140V141H261L262 142V146L264 145V143H263V139H259L258 137H257ZM16 140V141H15ZM70 140H71V142H70ZM171 140V141H170ZM191 140L193 141V142H191ZM63 141V142H62ZM66 141V142H65ZM69 143H68V142ZM105 140H103V141H100L101 143H98L97 145H96V148L98 147V146H100L99 147V149L97 148H91L90 150H89V152H91L92 150V153L93 154H89V152L88 151H86V152H88V154H89V158H88V154H86V152H83V153H81V152H79L78 154V156H77V158H76V156H75V158L73 159V160H71V161H66V162H64L65 164V166H63L62 167V169L60 168V173L61 172H65V174H63V173H61L60 175V178H56V180L54 179L53 181H55L56 183H57V185L59 186V184H60V188H62L63 186H64V184H63V182H64V180H62V179H65V178H62V177H68V176H70L69 174H71V173H73V174H71L72 176H74V177H77L78 178V176L80 175V176H82V174H81V172H83V175L85 176V174H86V176H85V178H89V177H91L93 174L94 175H96L98 172L100 173L101 172V170H103V168L102 167H104L103 166V164L105 165V162H101V164H100V161H99V159H93V158H91L92 156L93 157H98V158H102V157H104V156H106V155H109V153L111 152V150H109V147H107V149H106V144L108 145V143L106 142V144L105 143H103L104 144V146L102 145V142H104ZM176 141V142H175ZM187 141V142H186ZM8 142H10V145H8L9 143ZM178 142H179V144H178ZM186 142V143H185ZM261 142H259V143H261ZM55 143V144H56ZM173 143H175V144H173ZM7 144V145H6ZM17 144V145H16ZM73 144V145H72ZM176 144H177V146H176ZM192 145H190V147L192 146ZM2 146V147H1ZM189 146V145H188ZM187 146V147H188ZM62 147V146H61ZM60 147V149H63V148H61ZM264 147V146H263ZM262 147V150H260V149H258L257 148V152L254 150V149H252L253 151H251V149H249L248 150V152H247V150H245V152H243V150H239V148H238V150L236 149V148H231L226 154H229V158H228V165H226V167L225 168H222L221 170L219 169L218 170V167H213V166H209V167H213L214 169H212V170H210V168L208 167V169L207 168H205V166H206V164H209V162H211V158H207L206 160H205V162L203 161V162H200L198 165H199V167L197 166V167H191V168H187V169H182V170H179L178 172H180V171H182L181 173H177V174H182V173H187V172H192V171H195V172H198V171H201L202 172V174H203V171H204V168H205V171H207V172H205V174H204V177H202V179H204L205 177H207V179H209L208 181H207V179L205 178V180H202L201 179V177H199L198 178V182L200 183V184H202L201 186H199L200 184L197 182V180H196V182L194 181V182H192V183H189V181H187L186 183H184L183 185H181V187L182 186H189L190 184H192L191 186H193V189H192V191L193 192H196V190L198 189V188H202V192L201 193H198V194H194V196H193V194H191L190 195V197H187L185 200H183V202L185 201V202H188V203H190L191 201V205H189L190 206V208H185V209H181V210H179V211H175L174 213H169L170 211H169V209L170 208H174V206H176L177 205V203H172V202H167V203H164L162 200H163V198H165V195H163V194H161V195H159L160 197L158 198L159 199V203H161V206H159L160 207V209H162V210H164L165 212H167L166 210H168V213H166L165 215H161V217H159L158 215L157 216H154V215H152L151 213L150 214H148V212H145L144 211V213L145 214H147L146 215V220H142L141 218L139 219V220H142V221H140V222H138V223H134V221H136L137 219L136 218H138L139 217V215L138 216H135V215H128V217H127V215H125V216H122V217H127V219L125 218H123V220H121V218H119L118 219V221L120 222V223H122L123 222V224L122 225H130L132 222L134 223V224H139L137 227H134V226H130V227H133L131 230H132V232L133 231H136V232H133V233H131V235H137L136 236V238H138L139 236L141 237V235H143V234H149V236H151V235H155L156 236V234L158 235V237H159V241L156 243V244H154V246H155V248L156 249H161V248H164V247H166V246H168L171 242H173L174 243V245L170 248V249H164V250H157L154 254H153V257H155V258H159V257H161V258H159V260H161L160 262L161 263H164V264H202V262H203V264H215V262H216V264H227L228 263V261H227V259H226V257H229V255H232L233 254V252L236 254V253H241L242 255H240V257L241 256H244V257H248V255H253V254H255L254 252V250H255V248H256V245L258 244V243H260V241L262 242L263 240H264V228H262V222H260V221H257V217H259V216H261V215H264V207L263 206H256L255 205V200H261V199H264V175H262L263 174V172H264V162H262V161H264L263 159H264V156H262L264 153V148ZM68 148V147H67ZM101 148V149H100ZM27 148H25V150H26ZM95 149V150H94ZM97 150V152L95 153V151ZM98 150H99V152H98ZM108 150H109V152H108ZM27 151V150H26ZM151 152H149V155L151 154V156H150V158L151 157H153L152 155L155 153V150H154V148H151V150H150ZM105 152V153H104ZM81 153V154H80ZM127 152H125V154H126ZM263 153V154H262ZM25 154H28V153H26L25 152ZM60 154H62L61 152H60ZM84 154H86L85 156H84ZM99 154L101 155V156H99ZM120 154H122V152L120 153ZM128 154V153H127ZM81 155H83V157L81 158L80 156ZM25 156H27V155H25ZM62 155H60V158H62L61 157ZM262 156V157H261ZM82 159V161H81V159ZM86 157V159H83V158H85ZM233 157V158H232ZM91 158V159H90ZM77 159H80L79 161L77 160ZM211 159V160H210ZM83 160H86V161H84L83 162ZM92 160V161H91ZM75 161H77V162H75ZM208 161V162H207ZM67 162H68V164H67ZM72 162V163H71ZM75 162V163H74ZM80 162V163H79ZM84 163V165H83V163ZM89 164H87V163ZM91 162H96V164H94L95 165V167L93 166V164L91 163ZM99 164H98V163ZM70 163H71V166H73L72 168L69 166L70 165ZM86 163V164H85ZM206 163V164H205ZM67 165V166H66ZM76 165H80V166H76ZM83 165V166H82ZM101 165V166H100ZM205 165V166H204ZM97 170V172H96V170H94V168ZM203 166H204V168H203ZM208 166V165H207ZM206 166V167H207ZM67 167H69V168H71V170H68L69 168H67ZM66 168V171H64V169ZM74 168H76V169H78L77 171H76V169L74 170ZM83 168V169H82ZM86 168V169H85ZM197 168V169H196ZM216 168V169H215ZM93 169V170H92ZM207 169V170H206ZM67 170L69 171V172H71V173H68V175H67ZM79 170H80V172H79ZM203 170V171H202ZM208 170H210V173H209V171ZM214 170H216V171H214ZM223 170V171H222ZM76 171V172H75ZM89 171H91V172H89ZM93 171H95V172H93ZM213 174H215V172H216V174L217 175H212V173ZM219 172H221L220 174H219ZM91 173V174H90ZM93 173V174H92ZM64 176H63V175ZM75 174V175H74ZM78 174V175H77ZM77 175V176H76ZM89 175H91V176H89ZM93 175V176H94ZM214 176V177H212V176ZM79 176V178H84V177H80ZM89 176V177H88ZM217 176V177H216ZM223 176V177H222ZM259 176H260V180L258 181V178H259ZM209 177V178H208ZM211 177V178H210ZM222 177V178H221ZM214 179V180H213ZM62 180V181H61ZM105 180H107V178H105V179H100V180H98L97 182H95V183H93V184H90V185H88L89 186V188L86 186L85 187V189H84V193L81 195V196H83L84 198L83 199H85V198H87L88 196H90V195H92L95 191H96V193H98V191H99V193H101V190H106L107 188L109 189L110 187H107V186H109L110 184H109V182L108 181H105ZM221 180H223L222 182H221ZM231 180V181H230ZM52 181V182H53ZM101 181H105V182H107V186L106 187H100L101 185L100 184H102V183H104L105 185H106V183L105 182H102L101 183ZM174 181V180H173ZM173 181H171V183H174V184H172V185H175L176 183H178L179 181L178 180H176L175 179V181L173 182ZM204 181H206V183L204 182ZM215 181V182H214ZM218 181V182H217ZM54 182V183H55ZM176 182V183H175ZM208 182V183H207ZM209 182H211V183H209ZM230 183L231 182V184H228V183ZM234 182L236 183L235 184V186H234V188L232 187L233 185H234ZM62 184H63V186H62ZM99 184V185H98ZM103 184V185H104ZM188 184V185H187ZM206 184V185H205ZM99 186L100 188H101V190L99 189V190H97V188L95 187V186ZM208 185V186H207ZM254 187H253V186ZM205 188H204V187ZM258 186H260V187H258ZM235 187H236V189H235ZM253 187V188H252ZM261 187H263L262 189H260ZM107 189V190H108ZM179 189V188H178ZM177 189V190H178ZM196 189V190H195ZM211 189V190H210ZM222 191H221V190ZM233 189V190H232ZM235 189V190H234ZM258 189H260V190H258ZM106 190V191H107ZM221 192H220V191ZM237 190V191H236ZM209 191V192H208ZM210 191H211V193H212V191H216V192H218L219 193V195L217 194V195H215V197L213 196L210 200H208V199H206L207 197H208V195L210 194ZM103 192V191H102ZM180 192H182L181 191V189L180 190H178V191H175V193L174 194H179ZM250 192V193H249ZM98 193V194H99ZM95 194V193H94ZM103 193H101V194H99V195H102ZM224 194V195H223ZM199 197H198V196ZM207 195V196H206ZM206 196V200L204 199V197ZM219 196V197H218ZM227 196H229V197H227ZM229 198V200L231 201V203L232 204H230V205H228V206H226V205H224L223 203H222V200H223V198ZM203 198V199H202ZM220 198V199H219ZM162 199V200H161ZM187 199H188V201H187ZM221 200V201H220ZM182 202V201H181ZM199 202V203H198ZM202 202L204 203V205L202 204ZM212 203V204H211ZM193 204V205H192ZM198 204V205H197ZM163 205V206H162ZM201 205H203V206H201ZM211 205V206H210ZM222 205V206H221ZM224 205V206H223ZM188 206V207H189ZM192 206V207H191ZM254 206H256V207H254ZM222 207V208H221ZM164 208V209H163ZM223 208H225V209H223ZM248 208H251V212H247V210L246 209H248ZM85 209V210H84ZM187 209V210H186ZM228 209H231V211L233 212H231V214L228 212V214L226 213V215H225V212H226V210H228ZM244 209V210H243ZM87 210V211H86ZM89 210V211H88ZM97 210V209H96ZM95 210V208H94V212L96 211ZM161 210V211H162ZM170 210H172V209H170ZM199 212H198V211ZM242 210V211H241ZM77 212L79 211V210H76ZM163 211V212H164ZM183 211V212H182ZM225 211V212H224ZM77 212H74V211H72V214L73 215H76V216H73V215H71V212H67V213H65V214H63V216H61V215H59L60 217L58 218V216H57V220L56 221H54L53 223H51L52 225H50V227H49V233L50 234H48V236L50 237H48L47 236V238H48V240L46 241V242H48V244H51V241L52 242H55L56 240L54 239V238H56V239H59V235H62V234H64L65 232H63V230L64 229H66L67 227V229H68V231H70V228H71V225L70 224H68L69 222L68 221H72L73 219H75V217H77V215H79L80 216V214L82 213V212H85L86 214L88 213V212H90V213H93L92 212V210L91 209H86V208H83V211H79L78 213ZM81 212V213H80ZM74 213H76V214H74ZM80 213V214H79ZM85 213H82L83 215L85 214ZM96 213V212H95ZM68 214H70V216L71 217H69L68 216ZM81 214V215H82ZM250 214V215H249ZM175 215V216H174ZM73 216V217H72ZM135 216V217H134ZM151 218H149V217ZM229 216V217H228ZM256 216V217H255ZM62 217H63V219H62ZM68 217V218H67ZM157 217H159V218H157ZM191 217V218H190ZM70 218H71V220H70ZM129 218V219H128ZM155 218V219H154ZM161 218V219H160ZM254 218H255V220H254ZM60 219V220H59ZM152 219H154V220H152ZM157 219H159L158 221H156ZM190 219V220H189ZM252 219V220H251ZM60 222H59V221ZM133 220V221H132ZM218 220L219 221H222V222H227V221H230L229 222V225L227 224V229L224 231V232H220V230H218L217 229V224L216 223H218ZM58 221V222H57ZM127 221V222H126ZM129 221V222H128ZM132 221V222H131ZM151 221V222H150ZM167 221V222H166ZM68 222V223H67ZM155 222H157L158 223V225L155 223ZM216 225H213V223ZM260 222V223H259ZM127 223V224H126ZM130 223V224H129ZM142 223H144L145 224V226L142 224ZM154 225H153V224ZM169 223V224H168ZM173 223V224H172ZM64 224V225H63ZM66 224H68L67 226H65ZM161 224V225H160ZM253 224V225H252ZM260 224V225H259ZM157 227H156V226ZM256 227H255V226ZM61 226V227H60ZM64 226V227H63ZM139 226H141V227H139ZM149 226V227H148ZM245 226V227H244ZM249 226V227H248ZM261 226V227H260ZM57 227V228H56ZM162 227V228H161ZM61 228V229H60ZM123 228V227H122ZM122 228H121V230H122ZM140 228V229H139ZM251 228V229H250ZM260 228V229H259ZM53 229V230H52ZM55 229V230H54ZM56 229L58 230V229H60V231L61 232H59V230L56 232ZM66 229V230H67ZM156 229V230H155ZM175 229V230H174ZM66 230H64V231H66ZM171 231V232H170ZM247 231V232H246ZM168 232V233H167ZM55 233V234H54ZM170 233V234H169ZM248 233V234H247ZM166 234V235H165ZM57 235V236H56ZM108 235H110V234H108ZM160 235V236H159ZM168 235V236H167ZM186 235V236H185ZM52 236V237H51ZM59 236V237H58ZM181 236V237H180ZM54 237V238H53ZM178 237H179V239H178ZM15 237H13L10 241H8V242H3L1 245L3 246V244L5 245V246H3V248H0V252L2 251V249H4L5 247H11L10 245H12V249H11V252L8 250V249H10V248H7L6 250H3L2 252H1V257H0V261L2 260V261H8L7 263L8 264H10L11 263V261H10V259H11V257L14 255V256H16V255H18L19 253H22L23 251L22 250H20L21 248H18L19 250H20V252H19V250L17 249V246H19V247H22V249L23 250H25L26 249V251H28V248H26L27 246H28V244L26 243V242H22V240L20 241L19 239H16V243H15V239H14ZM52 238V239H51ZM170 240H169V239ZM161 239V240H160ZM173 239V240H172ZM53 240H55V241H53ZM14 243H13V242ZM161 241V242H160ZM165 242V243H164ZM169 242V243H168ZM164 243V244H163ZM184 244V245H183ZM255 244V245H254ZM13 245H16V247L15 246H13ZM20 245H22V246H20ZM24 245V246H23ZM26 245V246H25ZM113 245V246H112ZM134 244L133 243H127L126 245H124L123 247H120L119 248V246H114V244H111V248H116V247H118L117 249H111V251H114L115 252V255L117 254V251L120 253H123V252H125V250L126 249H128V250H131V251H129V252H132L133 251V249L135 248L134 246H133ZM129 246V247H128ZM159 246V247H158ZM254 246H255V248H254ZM259 246V245H258ZM14 247L16 248V249H14ZM128 247V248H127ZM134 247V248H133ZM161 247V248H160ZM253 247V248H252ZM167 248V247H166ZM180 248H181V250H180ZM232 248V249H231ZM14 249V250H13ZM109 249V250H110ZM122 249V250H121ZM123 249H125V250H123ZM254 249V250H253ZM13 250V251H12ZM18 250V251H17ZM51 250H54V249H51ZM55 250H57V249H55ZM117 250V251H116ZM128 250H126V251H128ZM179 250V251H178ZM228 250V251H227ZM250 250H252L251 251V253H250ZM6 251V252H5ZM9 251V252H8ZM22 251V252H21ZM111 251H109V254L110 255H112V256H114V252L112 253ZM123 251V252H122ZM175 251H176V254H178V255H180L179 257H175L176 255H175ZM177 251H178V253H177ZM15 252V253H14ZM18 252V253H17ZM25 252V251H24ZM56 252H60L59 250L58 251H56ZM180 252H182V254L180 253ZM229 254H228V253ZM6 254V259L3 257V255L4 254ZM14 253V254H13ZM118 253V254H119ZM120 253V254H121ZM187 253V254H186ZM247 253H248V255H247ZM3 254V255H2ZM7 254H8V257H7ZM119 254V255H120ZM185 256H184V255ZM191 254H192V256H191ZM175 255V256H174ZM182 255V256H181ZM199 255V256H198ZM5 256V255H4ZM11 256V257H10ZM13 256V257H14ZM190 256V257H189ZM175 257V258H174ZM184 257V258H183ZM197 257V258H196ZM1 258H3V259H1ZM9 260H8V259ZM166 258H168V259H166ZM174 258V259H173ZM187 258H188V261H187ZM183 259V260H182ZM195 259V260H194ZM202 259V260H201ZM214 259H215V261H214ZM101 258H98V259H96L95 261H94V263L95 264H99V263H101ZM164 260H165V262H164ZM172 260V261H171ZM178 260V261H177ZM180 260H182V261H180ZM184 260H186L185 262H183ZM194 260V261H193ZM174 261V262H173ZM177 261V262H176ZM193 261V262H192ZM197 261V262H196ZM208 261V262H207ZM168 262V263H167ZM192 262V263H191ZM196 262V263H195ZM0 263H3V262H0ZM264 264V260L263 261H252V260H246V261H244V262H242V263H240V264ZM92 264V263H91Z\"/></svg>", "mask_w": 264, "mask_h": 264}]
</instances>
